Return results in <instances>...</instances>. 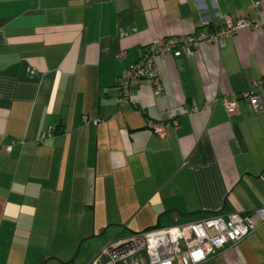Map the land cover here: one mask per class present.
<instances>
[{
	"label": "crops",
	"instance_id": "crops-1",
	"mask_svg": "<svg viewBox=\"0 0 264 264\" xmlns=\"http://www.w3.org/2000/svg\"><path fill=\"white\" fill-rule=\"evenodd\" d=\"M259 12L264 0H0V264H89L128 226L264 206V88L258 110L241 96L264 78V25L159 57V95L140 80L122 102L118 87L153 39ZM199 264H264V222Z\"/></svg>",
	"mask_w": 264,
	"mask_h": 264
},
{
	"label": "built area",
	"instance_id": "built-area-1",
	"mask_svg": "<svg viewBox=\"0 0 264 264\" xmlns=\"http://www.w3.org/2000/svg\"><path fill=\"white\" fill-rule=\"evenodd\" d=\"M259 14L260 24L251 25L241 16L236 20L226 16L224 27L218 31L203 28L190 35L153 39L146 46L142 56L119 77L121 101L131 100L135 94L134 85L139 79L148 80L152 91L156 95L161 94L159 57L167 53L175 56L186 55L201 43L222 44L226 35L234 33L239 28L263 26L264 19L262 13ZM260 85L264 86V79L254 80L251 87L242 94L254 110L260 108V95L256 91V87ZM223 104L228 112L236 109L234 100L224 98ZM195 110L196 108L191 109ZM170 123L176 124V120L156 122L151 126L152 132L165 136ZM263 222L264 206L248 213L213 214L188 222L156 226L110 241L89 264H175L177 261L182 264H199L226 245L248 236Z\"/></svg>",
	"mask_w": 264,
	"mask_h": 264
},
{
	"label": "rangeland",
	"instance_id": "rangeland-1",
	"mask_svg": "<svg viewBox=\"0 0 264 264\" xmlns=\"http://www.w3.org/2000/svg\"><path fill=\"white\" fill-rule=\"evenodd\" d=\"M173 223H176V222H170V223H166V222H164V225H168V224H173ZM121 229V228H120ZM128 229H130V230H134L133 228H130L129 226L128 227H126L125 229H122L119 233H116V234H114V235H112V236H110V238H108L109 239V241H112V240H114V239H116V238H119V237H121V236H123V235H126V234H128ZM117 230H119V228L117 227ZM91 234H93V230H91ZM93 239H96L97 240V244H100L101 242H103V240L105 239H103V238H97V237H94ZM93 239H89V240H93ZM107 239V240H108ZM108 241V242H109ZM84 242H87V241H84ZM108 242H104V243H108ZM82 243H83V240L82 239H79V241L76 243V246H75V249H74V255H78V253H79V251H80V254H81V252H82ZM103 243V244H104ZM55 245H57V244H55ZM51 246H52V244L50 243V245L48 246V250H52V248H51ZM57 250H58V248H56Z\"/></svg>",
	"mask_w": 264,
	"mask_h": 264
},
{
	"label": "trees",
	"instance_id": "trees-1",
	"mask_svg": "<svg viewBox=\"0 0 264 264\" xmlns=\"http://www.w3.org/2000/svg\"><path fill=\"white\" fill-rule=\"evenodd\" d=\"M243 19H245V20H247L248 22H249V24H251V25H255V23H252L249 19H247L246 17H242ZM237 19V18H236ZM236 19H233V20H236ZM224 27V24H223V26H221L220 28H218V29H214V28H210V27H204V28H206V29H209V30H213V31H218V30H220L221 28H223ZM250 28H252V27H250ZM203 29V28H202ZM198 32V31H197ZM236 32V31H235ZM231 34H233V33H231ZM231 34H229V35H231ZM226 36H228V35H226ZM145 51V50H144ZM135 63V62H134ZM128 68V67H127ZM126 68V69H127ZM125 69V70H126ZM262 79H264V78H259V79H256L257 81H260V80H262ZM118 80H119V78H118ZM140 80H146V79H139L138 81H140ZM138 81L135 83V85H134V91H136V85H137V83H138ZM148 81V80H147ZM149 82V81H148ZM253 83V82H252ZM252 83H251V85H252ZM251 85H250V87H251ZM118 87H119V84H118ZM259 88H264V86H258V87H256V91L259 93V91H258V89ZM248 89V88H247ZM246 89V90H247ZM119 90H120V87H119ZM245 90V91H246ZM244 92V91H243ZM243 92H242V94H243ZM120 93H121V90H120ZM242 94H241V96H242ZM242 98L243 99H245L243 96H242ZM122 100V99H121ZM246 100V99H245ZM60 131V129L58 128V127H56V128H53V129H50L49 130V134H54V133H56V132H59ZM260 207H262V206H260ZM179 223V222H178ZM160 226H163V225H160ZM153 227H156V226H153Z\"/></svg>",
	"mask_w": 264,
	"mask_h": 264
}]
</instances>
